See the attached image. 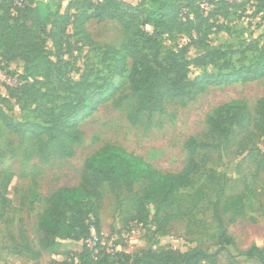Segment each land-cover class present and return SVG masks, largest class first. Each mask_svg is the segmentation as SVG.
Listing matches in <instances>:
<instances>
[{"label": "trees", "instance_id": "obj_1", "mask_svg": "<svg viewBox=\"0 0 264 264\" xmlns=\"http://www.w3.org/2000/svg\"><path fill=\"white\" fill-rule=\"evenodd\" d=\"M64 1L67 4L61 13ZM17 2H22L21 6ZM49 2L56 3L58 11L44 15L35 0H0V69L16 60L25 65L19 75L20 83L7 85V96L0 93V124L18 135L28 160L48 163L73 158L84 136L80 123L117 90L111 80L96 86L94 82L72 77L75 69L65 57L64 45L70 26L91 45L106 49L108 69L113 76L123 77L128 72L134 105L127 119L134 125L146 124L156 115L164 114L168 102L186 107L210 87L264 78V40L241 51L242 57L247 51L255 54L248 64L239 66L233 65L227 51L208 49L207 44L208 30L216 21L250 3L255 8L253 15L263 13L264 0H208V10L201 5L203 0H141L137 5L125 0ZM90 20L115 21L124 33L121 45L95 43L85 28ZM180 34L188 36L187 43L178 50L164 51L163 40ZM190 48L202 52L191 59L187 56ZM192 65L215 66L217 72L191 78ZM11 100L22 108L36 105L42 121L15 122L2 106ZM208 123L212 138H229L238 128L253 140L256 134H264V95L255 111L244 101L220 105ZM187 148L193 151L195 141H189ZM192 154L193 158L195 153ZM2 175L0 172V178ZM192 175L190 167L179 172H162L121 146L103 145L85 160L77 185L56 188L45 198L39 215V229L45 235L41 243L51 248L57 239H83L86 251L75 264H217L221 254H229V246L234 244L227 233L220 235L223 243L215 252L196 247L189 251L148 248L136 254L122 251L112 255L101 249V240L97 251L87 244L92 227L101 239L99 211L104 185L114 195L121 191L131 194L129 202L135 206L134 218L143 223L150 217L148 204L157 206L155 215L163 207H174L180 191L194 186ZM12 178V174L6 173L0 182L3 200ZM244 200L242 194L227 195L223 210L233 217H243ZM241 254L264 264V250L256 244Z\"/></svg>", "mask_w": 264, "mask_h": 264}, {"label": "rangeland", "instance_id": "obj_2", "mask_svg": "<svg viewBox=\"0 0 264 264\" xmlns=\"http://www.w3.org/2000/svg\"><path fill=\"white\" fill-rule=\"evenodd\" d=\"M35 1L44 15L58 11L56 3ZM125 1L137 5L141 0ZM21 4L17 2L18 6ZM61 4L63 13L67 2ZM201 5L206 10L210 7L208 0H203ZM254 9L250 3L216 21L208 30V49L227 51L234 66L248 64L254 51H247L243 57L241 51L264 40V12L253 15ZM85 28L95 43L119 47L124 40V33L115 21L90 20ZM187 41L185 34L165 38L164 51L178 50ZM64 45L65 57L75 69L71 72L75 80L94 82L96 86L111 80L117 90L80 123L83 140L76 147L75 156L68 160L44 163L26 159L25 146L18 135L0 124V172L3 174L0 182L6 173L13 176L4 200L0 198V264L79 262L86 251L84 240L57 239L55 246L45 248L41 243L45 235L39 229V215L51 191L77 185L85 160L106 144L121 146L162 172H179L190 167L194 179L193 187L180 191L174 207H163L155 215L157 206L148 204L150 217L143 223H137L134 218L135 206L129 202L131 194L121 191L114 195L104 185L99 214L101 249L106 253L136 254L148 248L189 251L195 247L215 252L223 243L220 235L227 233L234 244L229 246V254H221L217 264H260L259 260L248 259L241 253L252 244L264 250V134H256L249 140L246 131L235 128L229 138H212L208 121L217 107L236 101L246 102L255 111L264 95V78L210 87L186 107L168 102L164 114L156 115L146 124L134 125L127 119L134 105L128 72L123 77L113 76L108 69L106 49L91 45L76 28L69 27ZM49 48L53 53L51 43ZM201 52L190 48L187 56L193 59ZM24 67L23 61L16 60L0 69L2 95H8L7 85L20 83L19 75ZM204 72L215 73L217 68L193 65L190 68L191 78ZM11 101L2 106L15 122L42 121L36 105L22 108ZM191 140L195 141L193 151L187 148ZM192 153H195L193 158ZM232 194L245 196V216L233 217L223 210L225 197ZM93 233L96 231L92 227Z\"/></svg>", "mask_w": 264, "mask_h": 264}, {"label": "built area", "instance_id": "obj_3", "mask_svg": "<svg viewBox=\"0 0 264 264\" xmlns=\"http://www.w3.org/2000/svg\"><path fill=\"white\" fill-rule=\"evenodd\" d=\"M100 239L97 237L96 234H92V237L87 240V244L89 247L96 249ZM97 251V249L95 250Z\"/></svg>", "mask_w": 264, "mask_h": 264}]
</instances>
